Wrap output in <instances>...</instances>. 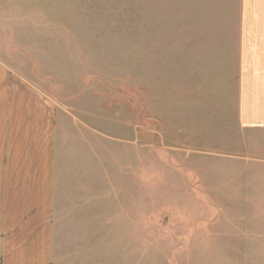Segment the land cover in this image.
Returning a JSON list of instances; mask_svg holds the SVG:
<instances>
[{"label":"rangeland","instance_id":"rangeland-1","mask_svg":"<svg viewBox=\"0 0 264 264\" xmlns=\"http://www.w3.org/2000/svg\"><path fill=\"white\" fill-rule=\"evenodd\" d=\"M238 0H0V59L61 112L51 264H264V130L237 123Z\"/></svg>","mask_w":264,"mask_h":264},{"label":"crops","instance_id":"crops-1","mask_svg":"<svg viewBox=\"0 0 264 264\" xmlns=\"http://www.w3.org/2000/svg\"><path fill=\"white\" fill-rule=\"evenodd\" d=\"M236 118L264 130V0H238ZM61 112L0 59V264H51Z\"/></svg>","mask_w":264,"mask_h":264}]
</instances>
